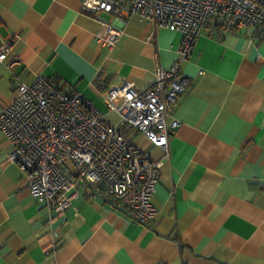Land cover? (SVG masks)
<instances>
[{"label": "crops", "instance_id": "1", "mask_svg": "<svg viewBox=\"0 0 264 264\" xmlns=\"http://www.w3.org/2000/svg\"><path fill=\"white\" fill-rule=\"evenodd\" d=\"M83 0H0V106L20 82L44 75L81 93L111 124L104 91H137L159 63L179 60L180 32L133 15L117 45L97 40L111 15L81 13ZM218 35L206 24L181 63L186 94L169 113L178 131L165 153L135 130L127 136L156 162V218L139 224L79 189L61 217L33 201L0 130V264H264V25Z\"/></svg>", "mask_w": 264, "mask_h": 264}, {"label": "built area", "instance_id": "2", "mask_svg": "<svg viewBox=\"0 0 264 264\" xmlns=\"http://www.w3.org/2000/svg\"><path fill=\"white\" fill-rule=\"evenodd\" d=\"M81 13L97 19L101 13L111 15L97 34L109 50L133 15L178 31L179 60L169 69L158 63L154 83L144 90L123 81L104 91L108 111L119 117L115 125L81 93L44 75L18 83L12 102L0 106V130L11 145L8 158L22 171L33 201L54 218L64 215L82 189L90 199H101L134 222L148 224L158 215L154 195L161 172L127 130L168 153L181 126L178 120L168 122L169 113L189 84L181 75V63L191 55L202 29L208 24L223 35L254 28L262 35L264 0H83ZM11 54V42H2L0 62L16 66Z\"/></svg>", "mask_w": 264, "mask_h": 264}]
</instances>
